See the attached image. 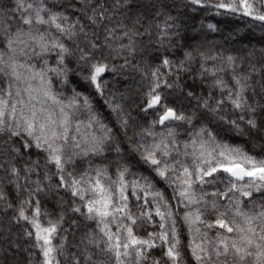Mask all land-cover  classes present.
<instances>
[{
  "label": "snow or ice",
  "instance_id": "1",
  "mask_svg": "<svg viewBox=\"0 0 264 264\" xmlns=\"http://www.w3.org/2000/svg\"><path fill=\"white\" fill-rule=\"evenodd\" d=\"M0 264H264V0H0Z\"/></svg>",
  "mask_w": 264,
  "mask_h": 264
},
{
  "label": "trees",
  "instance_id": "2",
  "mask_svg": "<svg viewBox=\"0 0 264 264\" xmlns=\"http://www.w3.org/2000/svg\"><path fill=\"white\" fill-rule=\"evenodd\" d=\"M209 22L218 24L219 28L221 29V31L218 33H211L209 35L210 40L219 41L221 45L228 47L229 49L240 48L242 46L241 42L248 43L249 40H252L253 44H255L257 47H260L258 43L260 39V33L257 31L255 33V38L253 39L252 34L250 33L249 29L246 27V20H242L238 18L224 19L223 17L213 18L211 16H208L207 19L205 20V25ZM198 24L199 22L197 21V25ZM138 111H139L138 109H134L133 115L136 116ZM154 118H156L155 114H150L149 116L143 118L138 117V119H141V123H143L144 120L150 121L151 119ZM157 127L159 130L161 126H157ZM184 138L186 137H181V139ZM233 142L242 143V140L233 137ZM113 175H114V170H113ZM133 211H135V207H133ZM53 218H55V214H53ZM42 222L46 223V218L42 217ZM69 239L71 241V237ZM58 242L59 239L57 238V240H55L54 243H58ZM185 242H186V237H185ZM37 258L39 259V257Z\"/></svg>",
  "mask_w": 264,
  "mask_h": 264
}]
</instances>
